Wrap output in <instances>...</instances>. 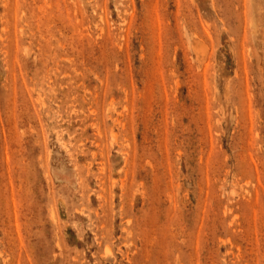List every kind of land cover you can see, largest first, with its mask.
Masks as SVG:
<instances>
[{"label": "rangeland", "instance_id": "374dc122", "mask_svg": "<svg viewBox=\"0 0 264 264\" xmlns=\"http://www.w3.org/2000/svg\"><path fill=\"white\" fill-rule=\"evenodd\" d=\"M0 264H264V0H0Z\"/></svg>", "mask_w": 264, "mask_h": 264}]
</instances>
